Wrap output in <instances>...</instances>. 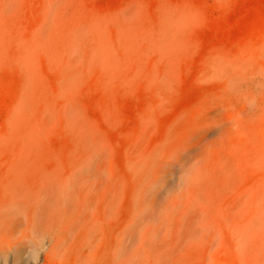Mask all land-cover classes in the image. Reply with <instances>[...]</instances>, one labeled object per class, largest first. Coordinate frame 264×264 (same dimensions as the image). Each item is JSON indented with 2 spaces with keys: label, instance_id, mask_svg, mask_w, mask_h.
Returning <instances> with one entry per match:
<instances>
[{
  "label": "rangeland",
  "instance_id": "rangeland-1",
  "mask_svg": "<svg viewBox=\"0 0 264 264\" xmlns=\"http://www.w3.org/2000/svg\"><path fill=\"white\" fill-rule=\"evenodd\" d=\"M24 124L0 264H264V0H0V180Z\"/></svg>",
  "mask_w": 264,
  "mask_h": 264
},
{
  "label": "bare ground",
  "instance_id": "bare-ground-1",
  "mask_svg": "<svg viewBox=\"0 0 264 264\" xmlns=\"http://www.w3.org/2000/svg\"><path fill=\"white\" fill-rule=\"evenodd\" d=\"M22 141L19 152V175L20 180H16L13 175H9L11 180H0L2 187H4L2 194L5 199L0 201L1 209H9L13 206H20L24 209L28 221H30V205L32 200V191L29 180V139H28V127L24 124L23 134L21 135ZM12 162L11 167H16ZM13 169V168H11ZM12 171V170H11ZM17 209V208H16ZM36 253V252H35Z\"/></svg>",
  "mask_w": 264,
  "mask_h": 264
}]
</instances>
